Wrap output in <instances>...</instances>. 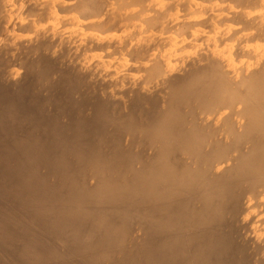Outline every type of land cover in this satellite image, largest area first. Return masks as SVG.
<instances>
[{
  "label": "bare ground",
  "instance_id": "bare-ground-1",
  "mask_svg": "<svg viewBox=\"0 0 264 264\" xmlns=\"http://www.w3.org/2000/svg\"><path fill=\"white\" fill-rule=\"evenodd\" d=\"M0 264H264V0H0Z\"/></svg>",
  "mask_w": 264,
  "mask_h": 264
}]
</instances>
